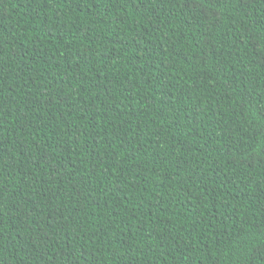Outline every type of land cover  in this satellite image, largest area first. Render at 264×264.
I'll use <instances>...</instances> for the list:
<instances>
[{"label": "trees", "instance_id": "obj_1", "mask_svg": "<svg viewBox=\"0 0 264 264\" xmlns=\"http://www.w3.org/2000/svg\"><path fill=\"white\" fill-rule=\"evenodd\" d=\"M264 0H0V264H264Z\"/></svg>", "mask_w": 264, "mask_h": 264}, {"label": "snow or ice", "instance_id": "obj_2", "mask_svg": "<svg viewBox=\"0 0 264 264\" xmlns=\"http://www.w3.org/2000/svg\"><path fill=\"white\" fill-rule=\"evenodd\" d=\"M258 255L264 257V248H261L258 252Z\"/></svg>", "mask_w": 264, "mask_h": 264}]
</instances>
